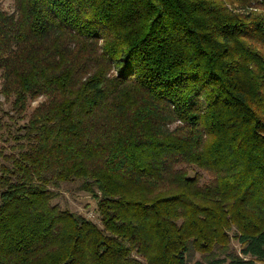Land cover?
I'll list each match as a JSON object with an SVG mask.
<instances>
[{
  "label": "trees",
  "instance_id": "obj_1",
  "mask_svg": "<svg viewBox=\"0 0 264 264\" xmlns=\"http://www.w3.org/2000/svg\"><path fill=\"white\" fill-rule=\"evenodd\" d=\"M0 72V264L264 260V0H14Z\"/></svg>",
  "mask_w": 264,
  "mask_h": 264
},
{
  "label": "rangeland",
  "instance_id": "obj_2",
  "mask_svg": "<svg viewBox=\"0 0 264 264\" xmlns=\"http://www.w3.org/2000/svg\"><path fill=\"white\" fill-rule=\"evenodd\" d=\"M0 6L4 10L13 12L14 0H1ZM1 82H2V77L0 72V87H1ZM0 98L3 100V97L1 95ZM43 99L44 97L41 96L36 100H30L28 105V112H31ZM9 114L15 115L14 111L11 110L10 108V103L5 102L3 104V110H0V117L2 121L8 122L7 126L11 128L10 130H12L13 133H17L18 126L21 125L25 120L11 118L9 117ZM8 131L6 129H3L0 132L2 133L0 135V150L4 149L5 152L10 151L11 145L14 143L13 140H6L8 136ZM197 170H199V168L193 167L190 169V173L194 174L195 171ZM201 173L204 175L206 179L208 178L207 173L202 171ZM78 185H79L78 181L62 183L59 189L55 188V191H57L58 194L53 200V202L58 203L62 208H66L74 212L82 213L88 218L92 219L97 224L101 225L96 199L90 193L79 189ZM230 248L232 250L239 251L240 245L238 241L232 240V242L230 243ZM202 257L203 256L201 253L195 252L192 255V258H190L191 264H195L196 260L202 259ZM257 264H264V260L258 261Z\"/></svg>",
  "mask_w": 264,
  "mask_h": 264
}]
</instances>
